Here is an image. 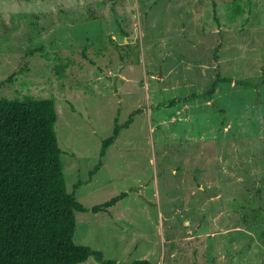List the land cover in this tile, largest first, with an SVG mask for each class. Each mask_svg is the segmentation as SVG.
<instances>
[{
    "label": "rangeland",
    "instance_id": "374dc122",
    "mask_svg": "<svg viewBox=\"0 0 264 264\" xmlns=\"http://www.w3.org/2000/svg\"><path fill=\"white\" fill-rule=\"evenodd\" d=\"M239 3L0 0V97L54 96L87 207L128 191L76 211L77 243L121 263L264 264V0ZM217 73L232 81L208 95Z\"/></svg>",
    "mask_w": 264,
    "mask_h": 264
},
{
    "label": "trees",
    "instance_id": "16d2710c",
    "mask_svg": "<svg viewBox=\"0 0 264 264\" xmlns=\"http://www.w3.org/2000/svg\"><path fill=\"white\" fill-rule=\"evenodd\" d=\"M233 1L241 12L239 0ZM223 81L232 78L217 73L206 94H214ZM57 119L54 96L27 93L0 97V264H77L91 256L101 264H153L148 259L121 263L105 258L101 250L75 241L77 210L107 211L128 191L89 208L76 195L83 181H78L73 191L68 189ZM115 120L112 134L103 140L101 159L90 171L89 180L101 168L109 146L123 128L130 126L133 117L124 123ZM256 216L264 222V215Z\"/></svg>",
    "mask_w": 264,
    "mask_h": 264
}]
</instances>
